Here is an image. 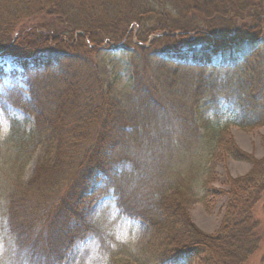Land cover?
<instances>
[{
  "label": "trees",
  "instance_id": "16d2710c",
  "mask_svg": "<svg viewBox=\"0 0 264 264\" xmlns=\"http://www.w3.org/2000/svg\"><path fill=\"white\" fill-rule=\"evenodd\" d=\"M39 16L12 38L19 24ZM127 41L135 44L130 83L141 99L131 108L95 76L89 47ZM5 46L0 53L12 59V71L1 67L0 79L26 80L24 107L34 119L27 127L12 118L5 142L16 182L11 229L30 264H63L75 241L94 229L85 205L105 187L115 190L124 214L150 224L160 240V264H257L264 249V219L256 211L264 157L243 151L229 125L264 127V0H0V49ZM156 55L175 67L154 65ZM160 125L174 138L161 144L174 158L167 168L153 140ZM217 153L252 169L228 177L229 189L218 194L228 196L223 222L206 234L189 211L198 200L210 209ZM187 156L193 166L185 172L178 163Z\"/></svg>",
  "mask_w": 264,
  "mask_h": 264
},
{
  "label": "rangeland",
  "instance_id": "374dc122",
  "mask_svg": "<svg viewBox=\"0 0 264 264\" xmlns=\"http://www.w3.org/2000/svg\"><path fill=\"white\" fill-rule=\"evenodd\" d=\"M42 16L26 19L15 30V36L23 29H27L42 20ZM44 18L43 20H47ZM133 29V28H132ZM136 30L133 29L134 35ZM174 33V35L178 34ZM132 41L136 42V38ZM72 43V42H71ZM109 45V46H108ZM149 45V43H146ZM135 44L127 41L122 46L105 42L101 47L89 45L94 49L93 57L98 65V74L95 75L106 82V85L112 87L113 98L123 103V107L131 108V102L141 103V99L136 97L132 90L130 79L133 73V60L130 57V50ZM7 46L0 49L4 50ZM11 47V46H10ZM12 48H10L11 50ZM98 52V53H97ZM92 57V56H91ZM165 57L156 55L152 58L154 65L166 66L169 69L174 68V64L167 62ZM12 71V59H8L0 53V68ZM190 69V66H184L183 71ZM227 76V74H224ZM33 77L40 80L49 81L51 78L42 74H34ZM17 85L13 83L12 77L0 79V264H30V257L26 251L19 249L16 244V235L11 229L10 204L12 191L15 186L13 179L14 161L8 148L5 145L6 139L10 133V123L12 118L20 120L21 125L27 127L34 125V119L28 117L24 105L29 99V86L24 82L21 75H17ZM29 80V79H27ZM53 80V79H52ZM51 80V81H52ZM26 81V80H25ZM50 81V82H51ZM116 97V98H115ZM117 97L118 100H117ZM25 119L29 122L25 123ZM168 127L160 125L159 129L153 131V140L159 145L161 154L165 149L161 144L169 145L174 138L167 137ZM229 131L237 145L245 152L260 159L264 157V127L254 130H243L237 125H229ZM158 147V148H159ZM170 148V147H169ZM37 152L28 163L24 180H28L34 173L37 166ZM159 153V152H158ZM159 154V155H161ZM162 156L166 159L162 161L163 168L168 167L167 160L174 164V158L171 153L164 152ZM190 157V158H189ZM191 156L185 157L178 165L183 164L185 171L193 166ZM159 165L160 162H156ZM215 168L214 178L209 189L210 209H207L202 200L194 203L190 207V217L193 223L206 234L216 233L224 219L225 208L228 202V196L219 194V191H226L229 186L226 185L228 177L238 178L248 174L252 165L248 162L236 160L217 153L212 162ZM15 176V174H14ZM98 178L95 179L98 180ZM99 181L97 185H99ZM95 190L92 187L89 193ZM196 191L199 189L196 187ZM199 193L203 196L204 191ZM87 217L94 224L84 239L77 240L68 250L63 264H160L155 257L161 252L159 249L160 240L155 236L152 227L142 218L130 217L123 213L118 204V196L113 188L106 187L97 192L85 205ZM264 196L257 206V215L264 219ZM264 255V249L256 255L257 264L260 263L261 256Z\"/></svg>",
  "mask_w": 264,
  "mask_h": 264
}]
</instances>
